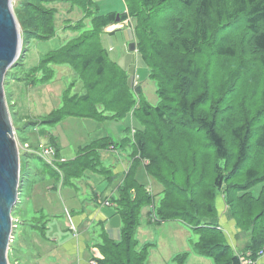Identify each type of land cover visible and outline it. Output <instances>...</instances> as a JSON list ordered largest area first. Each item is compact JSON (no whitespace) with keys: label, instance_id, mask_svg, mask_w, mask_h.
<instances>
[{"label":"trees","instance_id":"16d2710c","mask_svg":"<svg viewBox=\"0 0 264 264\" xmlns=\"http://www.w3.org/2000/svg\"><path fill=\"white\" fill-rule=\"evenodd\" d=\"M60 1L77 5L84 16L73 22L66 20L69 23L62 28H69L74 35L45 53L39 68L67 63L79 74L82 87L81 93L66 90L60 105L42 122L54 126L68 116L119 121L130 114L135 126L129 128L131 136L119 141L112 136L100 137L63 161L51 139L57 157L54 165L38 154L23 152L16 209L22 208L25 199L22 190L29 181L30 158L43 162L54 180L70 185L87 170L109 174L111 169L102 166L101 152L129 146L128 170L113 200L121 219L120 236L113 240L101 235V257L96 264H145L153 244L139 245L135 236L144 205H150L148 222L153 217L156 223L178 220L193 229L198 235L193 242L195 251L212 257L215 264H241L240 255L245 253L256 259L264 245V104L254 115L245 114L241 107L234 110L224 89L229 86L228 73L218 69L215 75L219 82L215 90L210 89L209 69L200 71L196 57L213 52L235 54L227 38L216 43L214 33L224 21L238 17L245 19L247 42L264 51V0H124L126 10L120 13L99 12L94 0H24L25 8L21 11L16 7L15 13L24 30L36 34L30 39L55 36L54 4ZM117 13L119 22L129 19L136 49L156 83L159 100L155 105L142 96L139 86L133 94L127 73L109 59L101 44L100 33L116 23ZM87 18L90 26L86 25ZM164 71L169 73L164 75ZM194 137L196 142L191 139ZM139 165L163 185L157 208L153 206L155 194L136 175ZM257 183L262 184V190L255 196L250 188ZM218 194L237 232L247 237L242 248L235 249L219 225ZM13 214L17 216V212ZM45 226L42 220L40 229ZM187 255L177 254L176 264H184Z\"/></svg>","mask_w":264,"mask_h":264},{"label":"rangeland","instance_id":"374dc122","mask_svg":"<svg viewBox=\"0 0 264 264\" xmlns=\"http://www.w3.org/2000/svg\"><path fill=\"white\" fill-rule=\"evenodd\" d=\"M23 1L11 0L14 13L16 7H19L21 11L25 8L22 4ZM94 1L99 7V12L103 13L111 10H116V12L120 13L124 12L126 8L123 0ZM54 6L57 8L54 17L57 31L55 36L45 40L30 39L36 34H30V32L25 31L15 13L21 42L15 62L5 72L3 89L19 154L21 155L23 152L36 154L41 143L50 144V137H55L56 142H60L61 155L66 159H71L76 155L77 148L92 140L104 136H112L116 141H119L124 139L126 135L131 136L129 128L135 126V120L128 114L119 121L68 116L54 126L42 122L49 111L60 105L63 93L66 90L70 93H81L82 87L79 74L67 63L50 64L49 68L46 69L39 68V63L45 53L57 49L65 40L74 35V32L69 28L63 29V24L73 22L84 16L81 8L77 5H72L69 1H60ZM67 19L70 21L67 22ZM85 22L87 26H90V18L85 19ZM113 29L116 30L113 32L102 31L100 33L101 44L106 48L109 59L117 62L126 73H130V63L127 61V56L130 53L134 54L135 51L129 50L128 45L131 42H135V40L129 19L110 24L107 28L109 31ZM214 37L216 43L223 40V38L226 42L227 38L229 44L234 48L235 54L225 56L213 52L211 54L197 55L196 64L201 65L200 71L209 69L210 76L207 81L209 88L213 89L216 81L217 83L219 82L215 74L218 69L224 68L225 73H228L226 86L229 85V89H224L229 93L230 100L234 104L233 109L239 111V107H241L244 109L245 114H256L262 104H264V101L262 102L264 99V51L256 50L247 42L248 31L244 17L224 21L219 29L215 31ZM135 54L137 63V59L139 61L140 58L137 52ZM168 73L164 71V75ZM138 82L142 89V96L149 103L155 105L159 100L155 81L149 75H140ZM131 90L134 94L135 90L133 88ZM39 96L41 102L37 101ZM215 96H218L217 93L213 94L214 98ZM12 107H16V109L13 111ZM36 113H39V115H36ZM32 121L36 122V125ZM191 139L193 142L198 140L196 137ZM25 142H28V144ZM115 148L114 151L118 152L115 156L119 159L127 160L128 163L131 148L121 145ZM260 154L263 153L259 152L258 155ZM101 158L103 167L108 169L109 165L113 164V156L101 155ZM28 161H30L32 169L29 181L24 183L22 193L31 196V206L35 203V206L37 204L43 209L45 214L49 215L48 225L50 223L49 227L51 228L47 234L49 241L46 242L41 238V235L31 230L33 226H41L42 216L40 212L30 211L26 214L22 213L19 208L16 209L17 200L12 210V216L14 217L15 214L13 213L17 212L21 222L14 221L13 231L16 241L14 240L12 249L9 247L7 252L8 259L9 253H11L17 260L14 263L10 259L9 264H60L57 255H62L64 251V246L61 243L63 241L62 235H57L58 241H56L52 231L60 225V230L58 228V231L66 233L62 222L66 223L68 218L70 219V211L75 205V201L68 200L67 193L72 190L74 195L78 199L80 198L79 202H89L91 207L89 209H93L92 204L96 206L100 204L97 198L98 193L103 191L109 179L108 174L87 170L80 178L74 179L73 184L62 186L54 181V178L44 167L43 162L38 158H30ZM145 162H147L146 159ZM25 167L24 163L22 169L25 170ZM44 173L45 175H43ZM136 175L141 182L146 184L151 193L155 194L153 206L157 208L163 198L162 183L155 176L148 174L142 165L138 166ZM43 176L45 181L36 183L37 180H42ZM88 178L92 180L90 181L91 183H95V197L91 194L90 188H85L84 186L85 180L89 182ZM49 185H52L51 189L48 188ZM261 190V183H257L250 188L251 193L255 196L260 195ZM46 191L47 194H45ZM117 196L118 190L114 193L113 198L116 199ZM217 197L215 198V204ZM222 203L224 205L223 201ZM108 208H111V206H108ZM148 208H150V205L142 206L140 221L135 228V236L139 245L144 243L153 244L149 247L145 264H176L175 257L182 252H188L184 264H215L212 257L200 255L195 251L193 242L197 241L198 235L193 229L178 220H166L162 221V223H156L154 221L156 217H153L151 222H148ZM49 211H54L55 213H49ZM175 227L181 230L185 229L186 232L176 234L173 231ZM99 232L98 226L95 223L92 224L88 230V235L92 237V243H100ZM35 239L36 242L38 241V245L35 244Z\"/></svg>","mask_w":264,"mask_h":264},{"label":"crops","instance_id":"0c3cea01","mask_svg":"<svg viewBox=\"0 0 264 264\" xmlns=\"http://www.w3.org/2000/svg\"><path fill=\"white\" fill-rule=\"evenodd\" d=\"M125 10H126V8H125ZM131 30H132V28H131ZM105 32H111V31H109V30H107V28H105ZM134 51H135V53L137 52V54H139L137 49H135ZM135 53L134 54L130 53L127 56V58H128L127 61H128V63H130L129 69L131 70L130 73H127L128 82H129V84L132 85L133 89H135L136 87L139 86L138 79H139L140 75H142V76L149 75L148 69H147L145 63L143 62V59L141 58L140 54H139L140 60L138 61V59H137V63H136V54ZM37 101L41 102L40 96H39V99ZM54 108H56V107H54ZM15 109H16V107L14 108V110ZM36 115H39V113H36ZM50 138L53 141H55V143L57 144V146L60 149V153H62L60 142L59 141L56 142L55 137H50ZM25 143L28 144V142H25ZM77 147H79V146H77ZM76 153H77V150H76ZM117 153L118 152L114 151V149H106V150H103L101 152V155H103V156H113V158H112L113 164L109 165V167H108L111 170H110V173L108 174L109 179H108L103 191L101 193H98L97 198L99 199V203H100L99 205L96 206V205L92 204L93 209H89V208H91L89 206V204H90L89 202H85V203L79 202L80 198L78 199L76 197V195H74V192L72 190L69 191V193H67L68 194V200L69 201H75V205H73L72 210L70 211V214L68 213L70 219L68 218V221L66 223L62 222L64 228L66 229V233L63 231H58V228L60 230V225L57 229L52 231L56 237L55 238L56 241H58L57 235H62L63 241L61 243L64 246V251H63L62 255H60V254L57 255L59 257L60 264H90V261L101 257L99 247H98L99 242L92 243V237L88 235L89 234L88 230L92 226V224H94V223L98 226V229L100 231L99 232V238L100 239H101L102 234H104L105 236H107L113 240L119 238L120 228H121V219L119 217V214L116 212L114 205L112 203L114 200V198H113L114 193H116V191L118 190L119 186L122 184V182L125 178V175H126L127 170H128L129 161L127 163V160L119 159L117 156H115ZM62 157L64 158L63 155H62ZM102 163H103V161H102ZM43 175H45V173ZM88 179H89V182L86 180L84 181V186H85V188H90V190L92 192L91 194L94 195V191L96 189L95 183H91L90 181H92V180L90 178H88ZM41 181H45L44 176H43L42 180H37L36 183L41 182ZM54 181H56V180H54ZM56 183L60 184L62 186L64 185V184H62V181H56ZM48 188L51 189L52 185H49ZM85 191H86V189H85ZM45 194H47V191ZM94 197H95V195H94ZM30 198H31L30 195H25V199H24L23 204H22L23 206H22V209L20 208V210L22 211V213L24 212V214L29 213L30 211L31 212H38L39 210H41L42 220L46 226L44 227L43 231L40 229V226H38L39 228L33 230V232L37 233L38 235H41L42 236L41 238L43 240H45L46 242H48L49 238H48L47 234H48V231L50 232V229H51L49 227L50 223L48 225L49 215L45 214L43 212V209L41 207L37 206V204L35 206V203H34L31 206V204H30L31 199ZM106 201H108L110 204L104 205L103 203ZM222 201H223L222 195L219 194V196L217 197V201H216V208L218 211L217 212V215H218L217 220L219 222V225L222 227L224 233L226 234V238L228 239L230 244L233 247H235V249L242 248L245 245L247 237L245 235H243L242 233L237 232V228L235 227L233 221L231 219H229L226 215V207H225V204L223 205ZM108 206H111V208H108ZM29 208H30V210H29ZM148 209H147V211H148ZM49 213H55V212L49 211ZM67 217H68V215H67ZM14 218L18 222H21L19 216H16ZM18 222H17V224H18ZM160 223H162V222H160ZM71 225H73L75 227L77 235L74 234V231H73V228L71 227ZM93 231L95 232V230H93ZM173 231L176 234H180V233L183 234L184 232H186L185 229L181 230L180 228H177V227H175L173 229ZM14 240H15V238H14V231H13V241L11 243L10 249H12V246L14 244L13 243ZM34 241H35V244H37L38 241L36 242V239ZM9 259H12L14 261V263H16L17 259L14 258L11 253H9ZM258 263L264 264V254L259 258Z\"/></svg>","mask_w":264,"mask_h":264},{"label":"water","instance_id":"95a60500","mask_svg":"<svg viewBox=\"0 0 264 264\" xmlns=\"http://www.w3.org/2000/svg\"><path fill=\"white\" fill-rule=\"evenodd\" d=\"M115 21L119 22L118 13ZM20 42L11 0H0V264H9L7 252L16 220L12 210L18 200L20 184V154L5 102L3 78L18 56ZM128 49L134 51L136 43L131 42Z\"/></svg>","mask_w":264,"mask_h":264},{"label":"built area","instance_id":"2783aa9c","mask_svg":"<svg viewBox=\"0 0 264 264\" xmlns=\"http://www.w3.org/2000/svg\"><path fill=\"white\" fill-rule=\"evenodd\" d=\"M36 154L41 156L48 164H51V165H54L55 161L57 160L55 147H53L51 144L41 143L39 148L37 149ZM63 160L65 159L62 157L61 161ZM103 204L109 205L110 203L106 201ZM71 227L73 228L74 234L77 235L75 227L73 225H71ZM248 254L249 253L240 255L241 264H259L258 260L264 254V245L256 259L250 258ZM90 264H96V259L90 261Z\"/></svg>","mask_w":264,"mask_h":264},{"label":"clouds","instance_id":"9594fccd","mask_svg":"<svg viewBox=\"0 0 264 264\" xmlns=\"http://www.w3.org/2000/svg\"><path fill=\"white\" fill-rule=\"evenodd\" d=\"M109 26H110V25H109ZM109 26H108V27H109Z\"/></svg>","mask_w":264,"mask_h":264}]
</instances>
